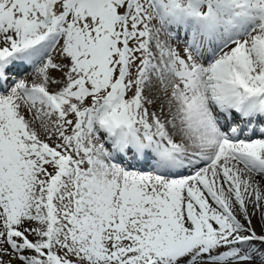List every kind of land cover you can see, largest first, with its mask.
<instances>
[{"label": "snow or ice", "instance_id": "6c2138e0", "mask_svg": "<svg viewBox=\"0 0 264 264\" xmlns=\"http://www.w3.org/2000/svg\"><path fill=\"white\" fill-rule=\"evenodd\" d=\"M254 262L264 0H0V264Z\"/></svg>", "mask_w": 264, "mask_h": 264}, {"label": "bare ground", "instance_id": "6f19581e", "mask_svg": "<svg viewBox=\"0 0 264 264\" xmlns=\"http://www.w3.org/2000/svg\"><path fill=\"white\" fill-rule=\"evenodd\" d=\"M12 71L16 72L18 74V78H25L29 81L32 80V75H30L29 73H31V68L28 66H21L18 67L16 69H13ZM257 179H259V177H257ZM259 232V230H258Z\"/></svg>", "mask_w": 264, "mask_h": 264}, {"label": "rangeland", "instance_id": "374dc122", "mask_svg": "<svg viewBox=\"0 0 264 264\" xmlns=\"http://www.w3.org/2000/svg\"><path fill=\"white\" fill-rule=\"evenodd\" d=\"M173 43L176 44L175 41H173ZM179 48L182 49L183 46H181V47H179ZM258 127H259V126H258ZM258 223H259L258 219H254V224H257V225H258ZM258 230H259V227H257V231H258ZM254 264H255V262H254Z\"/></svg>", "mask_w": 264, "mask_h": 264}]
</instances>
